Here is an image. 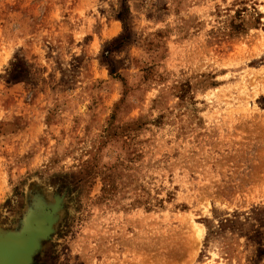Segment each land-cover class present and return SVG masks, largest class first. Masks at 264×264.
I'll return each mask as SVG.
<instances>
[{
  "label": "rangeland",
  "instance_id": "374dc122",
  "mask_svg": "<svg viewBox=\"0 0 264 264\" xmlns=\"http://www.w3.org/2000/svg\"><path fill=\"white\" fill-rule=\"evenodd\" d=\"M32 233L21 264H264V0H0V240Z\"/></svg>",
  "mask_w": 264,
  "mask_h": 264
},
{
  "label": "bare ground",
  "instance_id": "6f19581e",
  "mask_svg": "<svg viewBox=\"0 0 264 264\" xmlns=\"http://www.w3.org/2000/svg\"><path fill=\"white\" fill-rule=\"evenodd\" d=\"M37 236L38 233H32L30 235L26 248H22L16 240H0V264H21V260L29 256L33 250Z\"/></svg>",
  "mask_w": 264,
  "mask_h": 264
},
{
  "label": "trees",
  "instance_id": "16d2710c",
  "mask_svg": "<svg viewBox=\"0 0 264 264\" xmlns=\"http://www.w3.org/2000/svg\"><path fill=\"white\" fill-rule=\"evenodd\" d=\"M249 12L250 16L257 15V18L254 22V26L258 25L261 21L259 20L260 16H263L262 13H260L255 6H252L251 8L247 6H241L240 8H237L235 10V14L232 15L228 25V36L231 35H237L239 33H244L247 30V20H246V14Z\"/></svg>",
  "mask_w": 264,
  "mask_h": 264
},
{
  "label": "water",
  "instance_id": "95a60500",
  "mask_svg": "<svg viewBox=\"0 0 264 264\" xmlns=\"http://www.w3.org/2000/svg\"><path fill=\"white\" fill-rule=\"evenodd\" d=\"M24 250H26V249H24ZM22 260H23V259H22ZM22 260H21V261H22Z\"/></svg>",
  "mask_w": 264,
  "mask_h": 264
}]
</instances>
